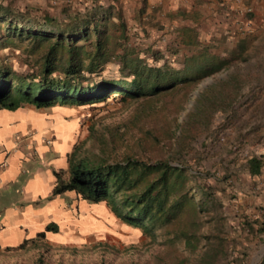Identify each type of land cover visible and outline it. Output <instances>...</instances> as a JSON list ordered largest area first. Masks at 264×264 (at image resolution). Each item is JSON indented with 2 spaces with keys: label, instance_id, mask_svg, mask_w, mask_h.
Instances as JSON below:
<instances>
[{
  "label": "trees",
  "instance_id": "16d2710c",
  "mask_svg": "<svg viewBox=\"0 0 264 264\" xmlns=\"http://www.w3.org/2000/svg\"><path fill=\"white\" fill-rule=\"evenodd\" d=\"M10 11L0 9V47L19 48L29 69L17 70L0 57V108L25 103L37 108L91 105L112 95L125 102L138 101L142 107L138 119L144 114L150 119L131 138L126 136L128 128L113 131L119 125L108 136H94L96 151L81 150L75 143L69 154V177L64 179L61 171L54 170L56 182L47 198L74 190L88 202L105 201L121 222L137 227L151 243L171 248L163 264H246L249 252L235 256L228 245L227 216L218 194L225 187L217 186L222 178L210 181L215 174L203 165L208 137L217 138L223 121L232 122L235 104L248 83L238 67L228 68L231 55L216 54L204 45L177 66L171 53L133 45L121 22L98 13V5L66 19ZM182 42L194 41L183 38ZM112 60L119 63L118 77L103 73ZM221 70L226 73L202 87L177 121L176 112L199 80ZM166 95L173 97L168 101ZM218 112L222 120L216 124ZM263 165L259 154H251L243 163L251 174ZM231 175L228 171L222 177ZM240 223L263 239L264 208L258 214L242 215ZM46 230L57 231L58 223L49 221L18 245L44 238ZM256 264H264V255Z\"/></svg>",
  "mask_w": 264,
  "mask_h": 264
},
{
  "label": "crops",
  "instance_id": "0c3cea01",
  "mask_svg": "<svg viewBox=\"0 0 264 264\" xmlns=\"http://www.w3.org/2000/svg\"><path fill=\"white\" fill-rule=\"evenodd\" d=\"M93 5H98L101 15L109 14L115 22H121L126 38L137 48L159 47V52L176 58L177 66L185 55L208 45L212 52L223 56L242 52L247 59L245 66L238 67L240 71L247 72L255 65L264 72V49L252 47L254 41L264 37L263 28L257 27L264 22V0H0L1 10L17 14L23 11L27 17L48 14L58 19ZM247 6L255 8L251 18L242 13ZM258 7L263 9L257 10ZM116 34H122L120 28ZM183 38L194 42L185 44ZM255 86L259 90L243 102L255 104L257 114L252 129L264 136V75L256 79ZM82 106L55 104L37 108L25 103L14 109L0 108V246L19 244L51 220L68 223L73 214L71 202L79 206L76 222L86 208L95 206L104 207L113 216L105 201L94 203L80 197L77 200L74 190L40 201L47 198L56 182L54 170L61 171L64 179L70 175L69 154L77 143V117ZM259 155L264 160V143ZM242 171L233 177L242 195L240 199L245 204L264 207V165L258 173L251 174L244 167ZM126 225L123 230L130 229ZM109 226L77 228L85 232ZM56 234L52 230L45 232L48 237Z\"/></svg>",
  "mask_w": 264,
  "mask_h": 264
},
{
  "label": "rangeland",
  "instance_id": "374dc122",
  "mask_svg": "<svg viewBox=\"0 0 264 264\" xmlns=\"http://www.w3.org/2000/svg\"><path fill=\"white\" fill-rule=\"evenodd\" d=\"M72 3L75 5L79 4L78 1H73ZM258 9L263 8L258 7ZM253 12H255V8L252 6H247L242 11L243 15L249 18L252 17ZM3 26L4 24H2L1 32H4ZM257 27L264 30V22L258 24ZM257 27L254 29L257 30ZM253 46L257 50L264 49V37L254 41ZM152 48L160 51L159 47L154 46ZM253 55L249 56L250 60ZM0 57H5L6 62H9L17 70L24 71L29 69V66L22 59V53L19 48H12V46L0 47ZM246 59L242 52L232 53L231 58H229L228 68H241L245 66L243 63ZM172 61L177 65L176 58ZM103 73L118 77L120 74L119 63L116 60L108 62ZM225 73L226 70H221L216 74L207 75L199 80L189 93V98L185 100L184 107L176 112L177 121L180 122L187 110L192 107L195 97L201 88L212 82L215 77L223 76ZM243 73L247 76L248 83L244 87V93L240 97L239 102L235 104V114L232 122L225 124L223 121L224 125L217 128V138L208 137L206 148L204 147L207 155L203 160V165L215 174V177L212 175L209 180L214 182L216 176H219L222 179L219 180L217 186L223 185L225 187L218 194L222 198L223 210L227 216L225 229L228 232V245L232 249V254L241 256L242 251H247L249 255L246 264H251L252 262L256 264L264 255V236L263 239L253 236L250 231L241 225L240 221L242 220V215L258 214L260 208L264 207L262 205L253 206V203L245 204V201L240 199L242 195L236 182L233 181V177L244 172L242 167L245 159L251 154H259L261 145L264 143V136L257 133L255 129L252 130L257 114L255 104L243 102L247 100L245 97L254 96L259 90L255 86L256 79L261 77V75L263 78L264 72L261 73L260 69L257 70L255 65H252L247 72L243 71ZM180 95L181 93L178 92L174 98L178 99ZM172 97V95H166L165 100L169 101ZM140 108L142 107L138 105V101L125 102L112 95L108 96L106 100L91 105H83L77 117L79 120L76 131L77 148L81 150L87 148L98 150L94 143V136L102 133H106L108 136L116 125L121 127L118 129L114 128L113 131L120 132V130L128 128L126 136L128 135L129 138L139 134V127L141 125L148 126L147 122L150 120L145 114L138 119L140 117L139 114L142 113ZM215 118L216 124L222 120L219 112ZM249 124L250 129H248ZM176 130H179V128H176ZM201 140L202 137L197 139L195 143L197 147H200ZM227 145H229V149L226 148ZM228 171L232 175L228 179H224L222 176ZM79 197L78 195L77 200H79ZM48 199L42 198L40 201L45 202ZM66 199L68 201L69 197L66 196ZM71 199L74 200V198ZM71 203L73 214L68 223L58 224L56 235L52 237L45 236L44 238L27 242L22 246L18 244L0 246V264H163L171 255L172 250L170 247L165 243H151L137 227L127 224L126 226L130 227V229L123 230L124 223L114 215L107 205V208L115 218L109 216V212L104 207L95 206L91 209L86 208L82 218L76 222V218L80 213L79 206H75L74 202ZM103 203L106 204V202ZM77 225L83 230H85L83 227L87 225L111 226L103 230L94 229L82 232L77 228ZM210 226L206 225L205 228ZM65 231H68L66 232L67 236L62 238L61 234Z\"/></svg>",
  "mask_w": 264,
  "mask_h": 264
},
{
  "label": "clouds",
  "instance_id": "9594fccd",
  "mask_svg": "<svg viewBox=\"0 0 264 264\" xmlns=\"http://www.w3.org/2000/svg\"><path fill=\"white\" fill-rule=\"evenodd\" d=\"M31 156H34V153H31ZM10 246V245H9Z\"/></svg>",
  "mask_w": 264,
  "mask_h": 264
},
{
  "label": "water",
  "instance_id": "95a60500",
  "mask_svg": "<svg viewBox=\"0 0 264 264\" xmlns=\"http://www.w3.org/2000/svg\"><path fill=\"white\" fill-rule=\"evenodd\" d=\"M251 264H255V262H252Z\"/></svg>",
  "mask_w": 264,
  "mask_h": 264
},
{
  "label": "built area",
  "instance_id": "2783aa9c",
  "mask_svg": "<svg viewBox=\"0 0 264 264\" xmlns=\"http://www.w3.org/2000/svg\"><path fill=\"white\" fill-rule=\"evenodd\" d=\"M250 10V8H248Z\"/></svg>",
  "mask_w": 264,
  "mask_h": 264
}]
</instances>
